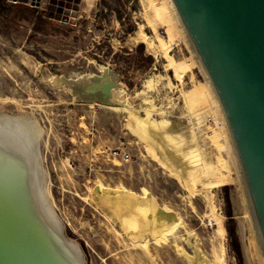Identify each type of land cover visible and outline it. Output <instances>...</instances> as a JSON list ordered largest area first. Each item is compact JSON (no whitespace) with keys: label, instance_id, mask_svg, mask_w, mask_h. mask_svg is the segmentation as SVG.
I'll return each instance as SVG.
<instances>
[{"label":"rangeland","instance_id":"374dc122","mask_svg":"<svg viewBox=\"0 0 264 264\" xmlns=\"http://www.w3.org/2000/svg\"><path fill=\"white\" fill-rule=\"evenodd\" d=\"M154 1L0 0V140L33 158L83 264H264L209 84ZM86 76L106 102L67 87ZM102 189L149 205L135 239Z\"/></svg>","mask_w":264,"mask_h":264},{"label":"water","instance_id":"95a60500","mask_svg":"<svg viewBox=\"0 0 264 264\" xmlns=\"http://www.w3.org/2000/svg\"><path fill=\"white\" fill-rule=\"evenodd\" d=\"M171 1L222 108L264 253V0ZM9 135L15 143L20 134ZM5 144L0 140V264H70L53 252L48 240L53 260L8 228L15 225L14 210L18 214L26 209L29 218L26 215L25 219L34 231L39 224L31 212V201L20 193L27 192V170L18 176L11 172L22 164ZM78 258L83 264L80 254Z\"/></svg>","mask_w":264,"mask_h":264},{"label":"bare ground","instance_id":"6f19581e","mask_svg":"<svg viewBox=\"0 0 264 264\" xmlns=\"http://www.w3.org/2000/svg\"><path fill=\"white\" fill-rule=\"evenodd\" d=\"M153 6H155L154 9H155L156 18L159 21L166 22L168 20H172L175 23V25L178 29L179 35L183 38V40L187 44L188 48L191 51V54H192L194 60L198 64L203 75H205L204 70H203L193 48L191 47L190 42L186 36V33L182 27V24H181V22L177 16V13H176V10L172 4V1L171 0H162V1H158V2L154 1ZM164 48H163L164 51H166L167 46ZM170 62L174 63V61L172 59H170ZM205 78L209 84V87H210L209 89L211 91V94L215 100V103H216V106L218 109V117L217 118H218V121L222 127V130L226 134V139H227V143H228L227 145L231 151V156L233 157L235 170H236V173L238 174L237 178L239 177V179L241 181L240 184H243V179H242V174H241V170L239 167L238 159H237V156H236V153L234 150L232 138H231V135H230L228 125L226 123L222 108L218 102V99H217L206 75H205ZM103 81H104L103 77H96V76L87 77L86 76L78 82L69 83L67 87L76 96H78L79 98H82V100L86 99V100H90L91 102L99 100V101H105L106 102V93H105L106 88L104 86L105 84ZM78 97H76V99ZM3 118H4V116H3ZM4 121H5V118L4 119L0 118V127L2 125H4L5 123H7V124L9 123V120H6L5 122ZM12 123H14V122H12ZM15 127L18 128L17 125H15ZM22 133H24V132L22 131ZM24 135L26 136V137H24L25 138L24 141H30L29 135H27L25 133H24ZM20 137L21 136L19 135V138ZM23 159L26 160V163L23 160L25 163V164H23L21 161L22 159H20L19 161L21 162L22 165H20L18 169L16 167H15L16 169H14V168L11 169V172H13L17 175V173L21 174L20 171L22 172V169L25 171L27 170L26 174H28V177L25 179L26 180L25 181V184H26L25 188H26L27 192L25 190L24 191L22 190V191H20V193H22L26 197L27 200L29 199L31 201L30 202V206L32 208L31 212H32V214L36 215L35 217L38 220V224H39L38 227L40 229L37 228V230L34 231L33 224L31 222L27 221V219H25V218H27L26 215H28V214H25V213H27L26 209L22 210V212L20 211V213H18V214H15V210H14L13 215L15 216L16 222L14 223L15 225H12L11 227H8V228L11 231L13 230L12 232L14 233L13 235L15 237H16V233H18V235L20 236L19 238H23L25 241V244L27 242L28 245H30V247L31 246L38 247L39 251L40 250H41V252L44 251V253H43L44 257L49 258L50 260H53L55 258L53 257L51 259V257L49 256L50 252H49L48 246H46L47 240L54 247L55 251H53V252H55V253L57 252V254H60L62 256L61 257L62 260L66 259L70 262V264H80L81 260H80V258H78L79 252H78L77 246L74 245L69 240H67V238H64L63 235L60 233V224H59L58 219L55 215V212L51 208V204L49 203V200H48L46 193L43 189L42 182H41L40 177L38 175V169L36 170V168L34 166H32L31 162H32L33 158L31 157L30 159H28L26 157V159L25 158H23ZM202 162H205V161L202 160ZM16 165L18 166L17 163H16ZM34 168H35V170H33ZM32 170H33V172H32ZM24 174L25 173H23V176L25 177ZM13 181L15 182V180H13ZM243 186H244V184H243ZM244 190H245V188H244ZM244 195L246 197V194H244ZM98 196H97L99 198L98 205L100 203L105 205L110 210V212H112V215H115V219L119 220L120 225L123 227L122 230H124V229L127 230L129 235L135 239L136 236L138 235V233L140 232L142 225L151 215L150 207L147 203L144 202V199L141 198L140 196H137V195L127 191V190H120V189H102V191L99 192ZM246 202H245L246 203L245 209H246L247 217H248L249 222L251 224L250 225L251 226V232H252V235L256 238V241H258V242H255V243H257V246H256L257 252H258L262 262H264V253L262 250V246H261L260 239L258 236L257 228H256V225L254 223L247 198H246ZM98 205H96V206H98ZM103 205H101V206H103ZM104 209H105V207H104ZM104 211H106V210H104ZM103 214H104V212H103ZM28 218H29V215H28ZM37 231H40L42 233L37 232ZM28 232H30L31 235H29ZM123 232H125V231H123ZM39 234L43 235V236L40 238ZM133 238L131 240H133ZM14 241L19 243V240H16V238ZM77 255H78V257H77ZM64 262H66V261L64 260ZM66 264H68V263L66 262Z\"/></svg>","mask_w":264,"mask_h":264},{"label":"trees","instance_id":"16d2710c","mask_svg":"<svg viewBox=\"0 0 264 264\" xmlns=\"http://www.w3.org/2000/svg\"><path fill=\"white\" fill-rule=\"evenodd\" d=\"M5 4L4 1L1 2V6L3 7V5ZM10 6H14V5H18V6H22V7H26V8H30L29 6H26V4H23V3H11V4H8ZM97 16V14H96ZM96 16H95V19H96ZM83 21H85V19H83ZM143 47H144V44L142 42H139L136 46H135V52H138V51H143ZM134 56V59H135V54L133 55ZM143 59V62H144V57L142 58ZM145 59L147 60L148 63H152L154 61V57L152 54L148 53L145 55ZM136 61V59L134 60Z\"/></svg>","mask_w":264,"mask_h":264},{"label":"built area","instance_id":"2783aa9c","mask_svg":"<svg viewBox=\"0 0 264 264\" xmlns=\"http://www.w3.org/2000/svg\"><path fill=\"white\" fill-rule=\"evenodd\" d=\"M10 1L14 2V0H6L7 3L10 2Z\"/></svg>","mask_w":264,"mask_h":264}]
</instances>
